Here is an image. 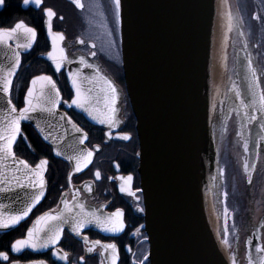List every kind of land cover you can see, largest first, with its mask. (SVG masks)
Returning <instances> with one entry per match:
<instances>
[{
    "label": "water",
    "instance_id": "1",
    "mask_svg": "<svg viewBox=\"0 0 264 264\" xmlns=\"http://www.w3.org/2000/svg\"><path fill=\"white\" fill-rule=\"evenodd\" d=\"M222 4L225 6L227 26L220 36ZM120 21L124 81L139 140L140 184L150 264H233L230 256L233 251L243 264H264V219L255 217L248 220V224L252 225L247 232L248 237L246 241L236 244V230L233 228L229 237L228 219L224 211L225 207L230 211L225 196L224 161L230 162L234 184L242 190L245 182L249 189L253 187L256 172L261 163L264 165V140L261 139L264 136V128L261 127L264 124V109L258 110V103L253 104L258 97L252 95L254 89L248 67V59L251 58L258 76V87L264 89V66L258 33L250 27L238 0H121ZM46 30L50 50L42 58L56 70V62L48 56L52 51V37L47 27ZM52 32L56 33L53 19ZM10 43L11 49L0 44V65L5 67L10 65L11 52L15 49V41ZM66 44L64 34L57 48H63L67 58L59 71L66 69L74 94L72 100L76 97V86L70 73H79L77 80L81 90L89 96L99 97L100 103L93 106L103 113L104 97L111 95L107 91V83L101 79L106 77L119 93L116 104V119L119 122L121 88L99 62L90 61L80 54H68ZM28 50H19L21 58L22 53ZM94 76L97 78L92 80ZM33 78L28 88L32 87ZM89 89L92 91L89 92ZM27 90L21 108L25 106ZM60 97L59 105L51 114L37 110L21 121V135L13 145V151L20 138L30 147L22 131L23 124H30L51 147L55 158L68 162L72 173L80 172L76 171L75 159L69 160L68 157L90 150L86 145L87 139L80 143L83 134L76 131L74 125L81 127L59 106L64 104L67 108H73L95 125L112 131L115 128L100 122L104 115L97 118V113L90 114V109L78 107L72 104V100L64 102L61 93ZM9 98L11 94L9 97L0 85V121L10 109L7 103ZM241 99L252 106L243 108ZM61 116L65 119H61ZM250 116L255 117L251 122ZM245 140L248 141L247 150L243 146ZM57 149L63 155L57 154ZM16 158L25 160L17 155ZM246 159L250 166L255 165L251 183L243 166ZM87 167H82L81 171ZM46 173L47 170L44 174L47 182ZM13 177L19 178L23 187H18ZM37 191L28 186L22 165L12 158L0 161V211H20ZM81 204L84 212L95 213L101 220L109 216L102 210L77 202L68 204L71 211H65L64 203L60 209L51 212L53 215L63 214L66 218L63 230L67 229L77 237L85 229L103 226L93 221L86 224L79 234L73 232V218L81 211ZM28 217L15 226L0 228V233L14 229ZM26 236L27 232L21 239ZM225 239L227 244L224 243ZM57 244L23 250L39 252ZM36 262L40 261L13 264Z\"/></svg>",
    "mask_w": 264,
    "mask_h": 264
},
{
    "label": "flooded vegetation",
    "instance_id": "2",
    "mask_svg": "<svg viewBox=\"0 0 264 264\" xmlns=\"http://www.w3.org/2000/svg\"><path fill=\"white\" fill-rule=\"evenodd\" d=\"M81 3L84 5L83 8L78 7L73 0H43L40 6L34 3L25 5L22 0H6L5 6L0 7V27L11 28L15 23L23 20L38 31L37 42L26 54L22 53L20 69L13 81L11 97L18 108L23 105L26 90L24 86H28L33 76L28 77V74H31L34 67L37 69L38 66H41V69L34 75H51L60 89L64 102L69 103L74 96L67 79L66 69L63 68L57 72L51 63L42 58L50 50L46 30L47 15L43 11L47 7L53 8L57 13V16L53 17V30L65 34L67 53L73 56L80 54L90 61L99 62L122 90L119 125L114 131L91 123L73 108H67L64 104L59 106L60 110L65 111L88 134L86 145L94 152V155L92 162L83 171L72 173L71 165L55 158L51 147L34 134L31 126H23L34 148L31 150L23 139L21 141L36 154L27 159L29 163L36 165L41 158L49 161L46 173L47 193L25 221L8 232L0 233V252L8 254L7 260L0 257V264L41 260L47 264H111L112 251L111 249L105 251L103 248V245L111 243L117 246L116 264H150L149 240L145 228V210L140 184L139 141L136 119L126 93L121 64L116 7L114 0H81ZM256 28L262 49L261 54H263L264 41L261 37L260 24L256 25ZM81 40L84 42L80 43ZM93 52L96 53L95 56L92 55ZM262 59L264 60V56ZM108 132L112 133L111 138L107 135ZM124 133L130 134L131 138L123 139ZM40 147L44 150H39ZM36 149L40 153H37ZM43 152L46 156L37 155ZM97 171L100 172L99 177L96 176ZM231 172L230 168V177H232ZM128 175L133 177L130 189L136 193L135 196L130 195L129 192L120 191L121 184L125 182L119 177ZM244 186V190L236 192L237 198L240 195L239 207L242 211L241 219L236 222V232L234 231L236 244L239 241H246L247 232L252 226L248 224V220L255 217L264 219V165L262 163L256 172L253 187L249 189L246 182ZM73 187L84 194L80 196L86 205L95 206L97 210H102L109 216L116 213L118 209H122L123 231H106L105 227L101 226L98 229H85L80 237H77L64 229L61 240L49 249L39 252L23 250L20 253H14L12 245L15 241L25 236L37 217L60 209L65 201L70 200L76 192L72 191ZM125 187L128 185L125 184ZM250 192L251 195H249ZM228 194H230L229 190ZM141 208L143 211H140ZM97 240L101 243L95 245L93 252H88V248L92 247L93 242ZM56 248L57 251H55ZM57 252L60 256L56 255ZM64 253L68 254L66 260L61 258ZM230 256L232 263L235 260V264H243L237 259V253L235 254L234 251Z\"/></svg>",
    "mask_w": 264,
    "mask_h": 264
},
{
    "label": "snow or ice",
    "instance_id": "3",
    "mask_svg": "<svg viewBox=\"0 0 264 264\" xmlns=\"http://www.w3.org/2000/svg\"><path fill=\"white\" fill-rule=\"evenodd\" d=\"M6 0H0V7L5 6ZM23 4L28 5L30 3H34L37 6H40L43 3V0H22ZM74 3L83 8L84 5L81 3V0H74ZM114 4L116 7V15L118 22L120 21V8H121V0H114ZM44 13L47 15V28L48 33L52 37V51L48 53V56L56 62V71H59L63 61L67 58L65 54V50L63 48H57L58 41H62L64 39V34L60 32H52V19L57 16V13L51 7H47L43 9ZM259 19V15L256 17ZM63 19V17H60ZM229 20L231 21V14L229 13ZM229 31H231V23L229 24ZM38 39V31L35 27L29 26L23 20L15 23V25L11 28L0 27V44L7 45L10 49L12 48L11 41H15V49H12L11 52V63L9 66L5 67L0 65V85H2V91L5 93L11 94L13 87V77L16 75L17 69L20 67L21 56L20 49H30L33 47V44L37 42ZM23 41V43H21ZM84 41L81 40L80 43ZM93 56L96 55L95 52L92 53ZM81 61L83 62V57H81ZM91 67V65H87ZM248 67L250 69L251 80H252V88L254 89L252 95L253 97H258V101L254 100L253 104L259 105V109H264V89L258 87V76L255 68L252 67L251 58L248 59ZM97 73H99V68L96 69ZM72 76V83L76 86V97L72 100V104L85 108L86 110L90 109V114L92 112L97 113V118L100 115H104V118L100 120L101 123H107L111 128H117L119 125L118 120L116 119V115L118 109L116 104L119 99V93L117 91L116 86L113 84L111 80H108L106 77H101L107 85V91L111 94L110 96L104 97V111L103 113L99 108L93 106V104H99L100 99L98 96H89L85 92L81 90L80 84L78 83L77 76L79 73H70ZM97 77H92V80H95ZM87 79V78H86ZM91 82V81H89ZM32 87L28 88L27 95L25 97V106L21 109H17L15 104H12L11 99L7 100V103L10 105V109L8 111L7 116L3 118V121H0V161L12 158L16 163L23 166L24 169V179L28 181V186L33 189H38V191L30 196V202L26 203L25 206L16 213H5L0 211V228H9L19 224L22 220L29 216L32 212V209L41 201L44 197L45 192L47 190V182L45 180V172L47 170L49 161L47 159L40 160L39 164L33 168L29 165L26 160H18L16 158L15 152L13 151V145L16 143L17 137L21 135V121L29 118L28 114L32 112H36L37 110L45 111L48 113H52L53 110L60 103V89L56 86V81L49 75H40L36 76L31 81ZM235 88V85H233ZM89 92L92 90L89 89ZM101 91H104L101 89ZM239 95V92H237ZM241 106L245 109H248L252 105L244 102L243 99L240 101ZM247 116L248 113L245 112ZM61 119H65L64 116H61ZM70 120V118H68ZM254 116L249 117V122L254 120ZM76 127V131L81 132L82 138L80 143H83L85 139H87V133L83 131V129ZM264 128V124L261 125ZM109 138H111L112 133H108ZM47 138V137H46ZM122 138L128 140L131 138L130 134L124 133ZM261 139L264 140V136H261ZM244 149H248V141H244ZM99 148V145H97ZM57 154L63 155V153L59 152L57 149ZM94 153L91 150H87L86 152L81 151L75 157L69 156L68 159H75L76 161V171H81L82 167H87L89 163L92 162V157ZM244 170L248 173V182H252V173L255 171V165L249 164L248 160L244 161ZM119 167V165H117ZM20 171V169H17ZM96 176H100V172H96ZM16 181L18 187H23L20 183L19 178L13 177ZM121 181H124V184H121L120 191L129 192L130 195L135 196L136 193L132 192L130 189V185L133 177L128 175L127 177L121 176L119 177ZM125 184L128 187H125ZM89 190H91L89 188ZM227 196V193H225ZM139 199V197H137ZM65 211H71L67 202L65 201ZM81 209L80 212L76 214L73 218L72 223V231L76 233H80L81 229L85 227L86 224L92 223L93 221L102 224L105 227L106 231L112 232H121L124 229V221H123V210L118 209L116 213L112 216H107L103 220L99 216H96L95 213L84 212V206L79 205ZM140 211H143L141 208ZM225 216L227 217L228 208L225 207ZM115 218V219H114ZM66 222V218L63 214L53 215L51 212H46L43 215L37 217L33 226L27 230V236L25 239H17L15 243L12 245V249L16 252H20L25 248H45L49 245L57 244L62 236H63V228L62 225ZM227 229V219L225 221V230ZM100 241H94L93 246L88 248V252H93L95 250V245H99ZM224 243H228L227 239H225ZM105 251L111 249L112 251V262L111 264H116L118 259L117 255V246L114 243L103 245ZM264 250V249H262ZM57 256H60V253H56ZM0 257H3L5 260L8 259V254L4 252H0ZM62 259H67L68 254L64 253L61 256ZM146 259V258H145ZM83 260V257H81ZM36 264H45V262L40 261L36 262ZM233 264H235V260H233Z\"/></svg>",
    "mask_w": 264,
    "mask_h": 264
},
{
    "label": "rangeland",
    "instance_id": "4",
    "mask_svg": "<svg viewBox=\"0 0 264 264\" xmlns=\"http://www.w3.org/2000/svg\"><path fill=\"white\" fill-rule=\"evenodd\" d=\"M238 2L240 4V8H241L242 12L247 16V18L249 17L248 20L253 19V25L254 26H255V24L257 25V23L260 24V26H261L260 29H261V32H262L261 33V37H262V39L264 41V0H238ZM222 11H223V14L221 15V21H220V36L223 35L224 27L227 26V20H226V14H225V6H224V4H222ZM254 14H255V20H254V17H253ZM257 15H259V17H260L259 19L256 18ZM263 46H264V42H263ZM263 50H264V48H263ZM263 56H264V51H263ZM40 69H41V66H38L37 69H36V67H34V69L32 70V75H34L35 73H37L38 71H40ZM24 126L26 127L27 125H24ZM24 130L25 129H23V131ZM34 134H35V132H34ZM26 137H27V140L30 143L29 137L28 136H26ZM41 147H40L39 150L43 151L44 149L41 148ZM29 148L32 150V148H34V147H29ZM29 148L27 147V149L29 150V153H27V155H28L27 157L28 158H31L32 156H34L36 154L33 153ZM224 166H225V172H227V174L229 176V172H230V168H231L230 162L229 161H224ZM227 196H228V194H227ZM231 199H232V196L230 197V194H229V196H228V202ZM229 214H230V211H228V214H227V219L228 220H230V218H231V216H229Z\"/></svg>",
    "mask_w": 264,
    "mask_h": 264
},
{
    "label": "bare ground",
    "instance_id": "5",
    "mask_svg": "<svg viewBox=\"0 0 264 264\" xmlns=\"http://www.w3.org/2000/svg\"><path fill=\"white\" fill-rule=\"evenodd\" d=\"M257 25H259V23H257ZM252 28L253 29H255V26L254 25H252ZM228 183H227V187H228V189H229V191H230V197L232 196V199H231V209H232V211H233V213H235V217H234V221L236 220V221H239L240 219H241V213H242V211H241V208L239 207V202H240V195L238 196V198H237V195H236V192L238 193V192H241L242 191V189H240V188H238L236 185H234V176H232V177H230L229 176V178H228ZM233 185H232V184ZM233 186H234V188H233ZM72 191L73 192H75L76 191V189H75V187H73L72 188ZM80 195H84L83 193H81V192H78V191H76L75 192V194L73 195V197L70 199V200H68V204H70V203H74V202H77L78 204H80V203H84V201H83V199L81 198V196ZM94 209H96V207L95 206H92ZM238 213V214H237ZM234 216V215H233ZM240 216V217H239Z\"/></svg>",
    "mask_w": 264,
    "mask_h": 264
},
{
    "label": "trees",
    "instance_id": "6",
    "mask_svg": "<svg viewBox=\"0 0 264 264\" xmlns=\"http://www.w3.org/2000/svg\"><path fill=\"white\" fill-rule=\"evenodd\" d=\"M32 75V73L31 74H28V77L29 76H31ZM26 84H27V78H26ZM25 87H26V85H25ZM24 87V88H25ZM31 140V139H30ZM37 150V149H36ZM15 151H16V153L18 154V155H20V156H23L24 158H26V159H28V155H27V153H29V150L27 149V147L25 146V144L21 141L20 143H18V145L16 146V148H15ZM46 151V150H45ZM37 153H40V152H38V150H37ZM38 156H46V153L45 152H43V154H37Z\"/></svg>",
    "mask_w": 264,
    "mask_h": 264
}]
</instances>
